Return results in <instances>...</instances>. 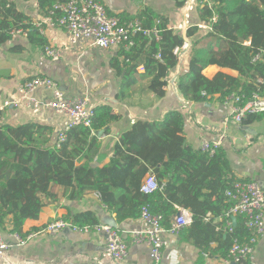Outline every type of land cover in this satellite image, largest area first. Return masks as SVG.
Listing matches in <instances>:
<instances>
[{
	"label": "trees",
	"instance_id": "16d2710c",
	"mask_svg": "<svg viewBox=\"0 0 264 264\" xmlns=\"http://www.w3.org/2000/svg\"><path fill=\"white\" fill-rule=\"evenodd\" d=\"M66 1L37 0L45 15L56 3ZM211 2L212 6L206 2L196 9L201 21L209 24L211 30L195 43L191 40L193 48L187 70L180 73L177 82L179 92L184 100L192 102L223 101L233 93L245 94L246 99L254 93L264 96V0ZM152 14L154 20L148 26L159 18L162 39L137 37L134 47L124 52L128 66L126 76H134L135 66L143 60L148 90L162 97L169 75L179 62L174 49L184 43V37L181 32L167 27L166 17ZM20 29L27 31L31 44L46 45L47 40L30 18L18 11L14 3L2 0L0 47L12 40L13 32ZM197 31L198 26H192L187 36L194 39ZM210 65L234 70L237 76L218 72L209 78L204 70ZM1 113V231L24 234L26 221L38 219L46 200L56 199L55 189L61 187L67 189L71 198H82L91 190L99 193L105 209L116 214L119 224L140 218L142 207L148 205L153 214L162 215V225L168 229L178 212L177 206L189 208L193 221L185 228V237L192 239L202 252L209 250L213 240L219 241L217 252L224 258L236 235L241 240L247 236V229L239 223L233 226V232L228 227L232 217L227 213L232 202L226 191L240 178L232 173L227 154L221 147L211 154L186 143L183 111H169L158 122H137L116 143L110 163L95 167L92 164L102 159V141L96 132L109 131L110 125L119 119L111 105L96 106L91 126L73 127L59 146L51 142L52 127L34 121L13 126L3 121ZM251 117L263 118L264 113L251 115L246 122ZM149 172H153L164 187L145 194L141 185ZM220 218V223H214ZM63 219L79 228L102 224L91 211ZM225 225L231 234L227 233L223 239Z\"/></svg>",
	"mask_w": 264,
	"mask_h": 264
},
{
	"label": "crops",
	"instance_id": "0c3cea01",
	"mask_svg": "<svg viewBox=\"0 0 264 264\" xmlns=\"http://www.w3.org/2000/svg\"><path fill=\"white\" fill-rule=\"evenodd\" d=\"M8 1L14 3L18 11L26 14L33 25L42 23V29L34 27L47 40L46 45L60 50L61 58L53 61L44 52L46 45H33L22 33L14 34L12 40L0 47V112L4 122L16 126L34 121L50 126L54 130L51 142L56 140L65 117L45 106L52 99V93L44 87L28 96L18 93L22 83L37 75H47L61 85L67 97L86 95L95 106L111 105L119 115V119L110 125L109 131L98 136L102 141V159L96 161L97 166L110 163L116 143L137 122L162 121L169 111L180 110L185 114L184 137L187 144L199 149L205 141L219 142L227 154L235 177L255 180L264 188V117H251L242 127L234 122L225 123L231 112V104L216 99L209 102L187 101L179 92L177 82L180 73L187 70L193 43L209 32L207 28H203L197 8L189 12L188 18L192 26H198L197 35L191 39L193 43L189 52L169 75L165 95L158 97L148 90L143 60L135 66V75L127 77L128 66L124 49L115 46L104 49L88 41L72 43L65 29L44 22L49 13L45 15L41 11L37 0ZM101 1L110 14L124 20L139 19L146 25L153 22L152 13L166 17L170 26L187 20L185 0ZM130 64L133 62L130 61ZM218 72L237 76L236 71L217 65H210L204 70L209 78ZM134 80L135 83L132 84ZM11 99L17 100V103L2 108L3 103ZM55 191L57 198L46 200L47 204L38 219L26 221L24 233L41 229L54 219H68L86 211L93 212L102 224L103 214L113 216L118 222L116 214L105 209L101 198L93 190L88 191L82 198H71L65 188L57 187ZM234 217L231 219L234 226L239 223L247 229L244 216ZM221 220L216 219L214 223H220ZM147 227L141 218L127 219L120 224L118 222L123 238L129 242L128 255L123 261H115L105 253V230L86 235L65 228L56 234L44 232L24 247L11 241L6 255L0 257V264H225L224 257L217 252L221 245L219 241L213 240L209 250L202 252L192 239L185 237V229L176 234L164 232L167 240L164 256L160 261H154L150 257L147 243L132 242V232ZM219 230L218 227L217 232ZM223 231V239L227 237V233L231 234L226 225ZM3 233L8 240H12L9 233ZM247 264H264V235L258 241L254 256Z\"/></svg>",
	"mask_w": 264,
	"mask_h": 264
},
{
	"label": "built area",
	"instance_id": "2783aa9c",
	"mask_svg": "<svg viewBox=\"0 0 264 264\" xmlns=\"http://www.w3.org/2000/svg\"><path fill=\"white\" fill-rule=\"evenodd\" d=\"M206 2L212 6L211 0H185L187 20L179 25L167 27L174 31H179L184 37V43L175 47L174 54L180 61L190 50V41L192 37L187 36V30L192 27L188 18L190 11L202 6ZM2 9V0H0V12ZM217 19L216 16L213 17ZM45 23H51L65 29L72 43L88 41L94 46L108 49L110 47H119L129 52L134 47L139 35L150 39L160 41L162 39L161 20L155 19L152 26H148L139 19L124 20L108 12L106 5L101 0H68L66 2L56 3L49 11V15L44 19ZM42 29V23L34 25ZM203 28L211 30V26L202 23ZM22 33L27 36V31L17 30L13 34ZM45 54L53 61L61 58V52L58 48L50 45L44 46ZM160 58V54L158 55ZM145 69V65L143 66ZM146 72V69H145ZM47 88L52 93V99L45 103V106L62 114L65 121L57 132V138L53 144L59 146L67 138V133L75 126L90 127L95 115L96 106L91 102L88 96L67 97L63 92L61 85L53 78L47 75H37L20 85L18 93L28 96L38 88ZM225 102L231 104L230 115L226 118L225 123L234 122L241 126L251 115L264 113V96L254 93L246 99L245 94L233 93L225 98ZM17 100L11 99L3 103L2 108L10 104H16ZM38 103V102H37ZM220 147L219 142H203L202 149L210 151L211 154ZM164 183H161L153 172H149L143 178L141 191L145 194H151L161 190ZM101 198L100 194L97 193ZM229 201L232 202L228 210V215L244 216L247 227V236L241 240L239 236L234 237L231 248L227 256L223 259L225 264H247L255 253V247L264 235V188L255 180L240 178L235 180L232 186L226 191ZM171 226L166 229L162 225V215L153 214L148 205L141 209L140 218L148 225L145 229H136L132 232V242L147 243L150 247V257L154 261H160L164 256V250L167 246V240L164 238V232L168 231L173 234L181 232L187 228L193 221V213L189 208L177 206ZM233 223L228 222L231 232L234 231ZM65 228H71L83 234L90 235L93 231L105 230L106 251L105 253L115 261H123L128 255L129 242L124 239L120 230L101 224L91 228L85 226L77 227L75 224L57 218L50 221L41 229L29 231L24 234L9 233L12 240H8L0 230V257L5 256L10 249L11 241L18 246H26L35 241L41 234H56Z\"/></svg>",
	"mask_w": 264,
	"mask_h": 264
},
{
	"label": "water",
	"instance_id": "95a60500",
	"mask_svg": "<svg viewBox=\"0 0 264 264\" xmlns=\"http://www.w3.org/2000/svg\"><path fill=\"white\" fill-rule=\"evenodd\" d=\"M192 44V41H190V45ZM176 78V77H175ZM175 78L173 81H175ZM243 125H241L240 127H242ZM104 131L105 130H100L98 132H96V135L98 136H102L104 134ZM98 165V162H94L92 164L93 167L97 166ZM235 218V217H233ZM232 218V219H233ZM101 221L105 224V225H109L110 227H113V228H118V222L115 220V218L109 214H103L102 217H101Z\"/></svg>",
	"mask_w": 264,
	"mask_h": 264
}]
</instances>
